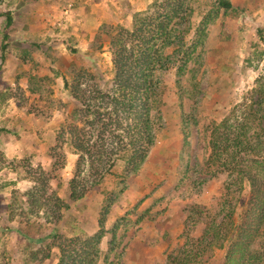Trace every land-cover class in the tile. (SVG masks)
<instances>
[{
    "label": "trees",
    "instance_id": "obj_1",
    "mask_svg": "<svg viewBox=\"0 0 264 264\" xmlns=\"http://www.w3.org/2000/svg\"><path fill=\"white\" fill-rule=\"evenodd\" d=\"M214 1L219 9L231 8L229 0ZM185 2L153 0L144 11L132 16L131 26L101 27L110 54L108 80L102 81L83 66L72 67L70 81L62 78L63 88L75 106L59 126L49 150L51 170L32 168L22 160L13 169L22 172L19 182L29 185L23 183V190L9 194L10 221L16 217L17 224L26 229L37 225L47 230L43 237H30L21 227L8 228L26 239L28 247L39 245L37 249L27 247L21 256L23 264H42L53 250L57 251L56 264H98L106 235L111 237L108 250L114 251L118 223L107 230L106 217L123 192L126 179L140 171L163 130L161 110L169 90L162 76L171 67L170 59L183 48L181 28L189 22L190 15ZM6 20L9 25V14ZM202 29L201 24L187 48L189 52L182 54L176 71L178 85L179 76L187 69V57L197 47V41L201 43ZM173 46V55L167 54ZM204 141L203 173L214 180L226 177L224 193L214 209L194 205L185 210L180 235L183 243L167 255L163 264H206L216 250L223 252L222 264H264V68L228 115L209 123ZM69 154L77 158L66 182L65 201L52 188L55 177L51 174L64 170ZM118 161L123 163L120 177L114 179L112 190L103 188L101 192L104 202L97 232L71 234L73 229L64 223L70 208L101 190ZM246 186L247 199L239 205ZM198 225L203 228L194 236L193 228Z\"/></svg>",
    "mask_w": 264,
    "mask_h": 264
},
{
    "label": "rangeland",
    "instance_id": "obj_2",
    "mask_svg": "<svg viewBox=\"0 0 264 264\" xmlns=\"http://www.w3.org/2000/svg\"><path fill=\"white\" fill-rule=\"evenodd\" d=\"M22 2L20 0H0V128L2 129L0 134V264H23L24 257L21 258V256L23 252H26L29 242L14 231L15 227L25 229L30 237L37 235L43 237L47 231L39 229L37 225L28 229L24 225L19 226L16 217L13 222L10 221L8 205L11 204V198L8 194L14 190H23V183L26 186L29 185L26 182H19L22 172L18 170L17 173L13 169L17 168L18 162L22 160L32 168L40 167L45 171L51 170L52 159L49 156V150L54 145L55 134L68 112L75 106L68 92L66 91V94L62 90L58 91L57 83L53 80L49 82L51 85L48 84L47 79L44 81L46 85H43L44 94L41 95L43 97L36 100L23 97L16 87H8V43L10 37H8L6 17L15 12L13 14L14 24L11 26L14 28V25H18L17 28H19L22 21L19 12ZM229 2L231 8L224 10L219 9L214 0H186L185 6H187L190 15L188 16L189 22L181 28V33L184 32L183 48L178 49V53L170 59L171 67L162 76L169 91L164 98V106L161 110L163 130L157 135L156 140L159 138L164 141L163 145L170 143V147L166 149L162 147V144L157 146V150L160 152L156 158L152 159L153 163H151L160 173L162 170L175 173L176 185L174 184L173 190L166 192V196L152 199V205L147 209L145 207L139 210L134 209L136 211L120 216L111 215V211H109L105 228L111 230L115 222L118 223L115 232V247L114 251L110 253L108 243L111 237L106 235L100 246L101 255L98 264H140L138 259L141 257H147L153 253L158 254V251L153 249L155 247L153 241L149 243L151 246L148 252V249H145L147 248L145 244L146 247L143 248V245H135L132 240H129L132 238V232L140 230L141 227L147 229L146 220L165 219L163 223L170 221V231H174L176 227H172V223H176L178 217L185 220V210L190 206L199 205L214 209L223 195L222 184L226 177L220 176L214 180L209 179L203 173V161L206 155L205 130L210 122H219L228 115L231 109L242 100L244 94L252 88L258 73L264 68V0H229ZM200 23L204 27L202 29L203 38H201L200 44L199 40L197 41V47L187 57V69L179 76L178 85L176 71L179 62L182 59V54L188 51L187 48L191 46L194 33L198 26H201ZM104 26H116V24ZM15 36L14 34L11 38H15ZM91 48L92 64L87 69L99 75L102 81H106L110 77L111 65L108 56L101 55L109 53L108 40L102 29L92 39ZM175 49L174 46L170 47L167 54H172ZM73 56L77 58L78 55ZM56 57V55L53 56V59ZM61 57V55L58 56V58ZM74 58L70 57V59ZM55 70H57V75L71 80L69 72L72 67H55ZM49 86H53V92L48 89ZM9 96L12 101L15 100L17 105L24 108L22 111L26 114L34 113V117H41L52 123H43L44 129L34 135L31 132L17 129L16 126L20 124L8 121ZM25 118L24 116L23 122ZM184 118L186 120L185 129L182 126ZM33 140L37 142L36 146H32ZM69 165L67 156L64 170L51 174L55 177L51 181L52 188L65 201H67L66 182L71 177L70 175L68 178L66 174L70 171L72 174L74 164ZM144 165L138 173L145 170ZM122 169L123 163L118 161L113 169V175L107 178V181H113V177L116 178L121 174ZM101 188L107 190L106 185ZM155 191H159L160 196L165 192L161 185ZM248 192L246 186L239 205L247 199ZM103 202L100 204V201H97L91 204L93 212H102ZM74 209L73 214L76 213ZM70 214L71 212H69V218L64 219V223L68 229L71 231L73 229L71 234H80L83 231L79 229V225L86 219L82 218L80 222H77ZM20 219L23 222L27 220L26 218ZM31 221L36 222L37 220L31 219ZM38 222L42 223V221ZM154 227L160 228L157 224ZM161 227L162 233L163 226ZM8 228L14 230L9 229V231ZM202 228L203 225L193 228L194 236H198ZM70 230L65 229L69 234ZM150 239L154 240V238ZM164 240L167 241V238ZM177 240V243H175L176 240H173L172 244L164 245L166 249L162 254L163 259L152 262V264H163L167 255L182 245L183 240L180 236ZM29 247L28 249H37L39 245H30ZM216 251L206 264L222 262L223 253L221 252L222 255L217 253L216 256ZM127 254H131L133 258L127 260ZM56 257L57 251L53 250L50 258L42 264H56ZM146 260L150 259L144 258V264H146Z\"/></svg>",
    "mask_w": 264,
    "mask_h": 264
},
{
    "label": "crops",
    "instance_id": "obj_3",
    "mask_svg": "<svg viewBox=\"0 0 264 264\" xmlns=\"http://www.w3.org/2000/svg\"><path fill=\"white\" fill-rule=\"evenodd\" d=\"M20 1L23 2L20 4L21 8L19 9L21 13L20 19L22 20L19 28H17L18 25H14V28L11 26L14 24L13 14L15 12L9 14L11 23L8 25V37H10V42L8 43V87H16L23 97L36 100L43 97L41 95L44 94L43 87L46 85V83H44L46 79L48 80V84H50L49 82L52 80L53 82L55 81L57 83L56 89L58 91L62 90L67 94L63 88L62 76L57 75L55 67L83 66L87 68L91 66V42L100 31L99 29L108 24L131 26L132 16L137 12L145 10L151 5L153 0ZM14 34L16 35L15 38H11ZM45 52H47V54H44ZM105 54L108 56L110 62V54L106 52L101 55ZM55 55L57 57L53 59ZM60 55L62 57L58 58ZM73 55L78 56L74 58ZM70 57L74 59H70ZM49 87L48 89L53 92V86ZM47 92L49 93V90H47ZM52 92H50V94ZM22 108L23 107L16 104L15 100L12 101L11 96L8 97V121L20 124L16 126L17 129H22L23 132H31L34 135L44 129L42 126L43 123H52L41 117H34V113L26 114L22 111L24 110V108ZM24 116L26 118L23 122ZM40 122L42 123L40 124ZM35 140H33L32 146H36L37 142ZM156 141V145L151 149L145 162V170L126 179L123 192L116 198V201L111 206V215L120 216L143 207L147 209L152 205V201L156 199V197H164L167 194L166 192L173 190L174 184L176 185L175 173L166 170H162L160 173L155 169L156 167L151 164L153 163L152 159L156 158V155L160 152V150H157V146H161L162 144V147L168 149L170 143L163 145L164 141L159 140V138ZM75 159V155H68V162H70V165L75 163ZM66 175H68L69 178L71 171ZM118 176L120 177V174ZM113 178L116 179L115 177ZM114 184V180H111L106 181L104 186L106 185V189L110 191ZM159 185L163 186V191H165L161 196L158 194L159 191H155ZM102 191L103 188L100 192L99 190L98 192H92L85 198L83 204L76 203L70 208V215H72V218L76 219L77 222H80L82 218L86 219L81 221L79 225V229L83 231L81 232L82 234L93 235L98 230V218L100 213L93 212L90 206L97 201H100V204L104 201ZM155 201L157 202L158 200ZM73 209L76 210L74 214ZM164 220L165 219H158L155 221L146 220L145 226L147 229L141 227L140 230L132 232V238L129 239L132 240V243L135 245H143V248L147 246L145 249H148L149 252L151 246L149 243L153 241L155 246L153 249L158 251V254L152 252L153 254L150 256L141 257L138 259V263L144 264V258L150 259L146 260V264H152V262L163 259L162 254L166 249L164 245L168 243L172 244L173 240H176L175 243H177V239L184 229V218L181 220V218L179 219L178 217L176 223H172V227H176L174 231H170V221L163 223ZM138 224L140 223L138 222ZM155 224L160 228H155ZM161 226H163L162 233ZM150 238H154V240ZM166 238L167 241L164 240ZM221 252L222 251H216V256L217 253L222 255L223 252ZM129 258H133L131 254H127L126 256L127 260ZM219 263L221 264L222 262L220 261Z\"/></svg>",
    "mask_w": 264,
    "mask_h": 264
}]
</instances>
